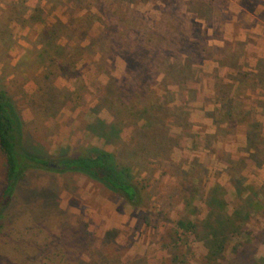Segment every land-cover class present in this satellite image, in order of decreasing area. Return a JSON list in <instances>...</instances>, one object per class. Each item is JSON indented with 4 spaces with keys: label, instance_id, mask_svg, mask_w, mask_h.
Instances as JSON below:
<instances>
[{
    "label": "rangeland",
    "instance_id": "obj_1",
    "mask_svg": "<svg viewBox=\"0 0 264 264\" xmlns=\"http://www.w3.org/2000/svg\"><path fill=\"white\" fill-rule=\"evenodd\" d=\"M237 4L0 0V94L20 113L27 153L54 166L107 150L149 195L134 208L81 174L29 170L3 208L0 264H264V0ZM185 41L201 61L179 76L194 72L202 92L183 106L162 81L182 71ZM135 73L157 76L151 116L165 120L150 135L171 138L167 157L146 138L136 148L139 109L110 145L87 129L113 125L110 93L125 97ZM4 179L0 157V194Z\"/></svg>",
    "mask_w": 264,
    "mask_h": 264
},
{
    "label": "trees",
    "instance_id": "obj_2",
    "mask_svg": "<svg viewBox=\"0 0 264 264\" xmlns=\"http://www.w3.org/2000/svg\"><path fill=\"white\" fill-rule=\"evenodd\" d=\"M201 38L202 35L200 37L198 36V40ZM185 42L179 43V45L177 44L178 46L175 48L176 50L178 49L177 56L185 55L187 57L184 60L177 59L178 61H183V64L179 67L182 71H175L174 75L164 74L162 81V86L164 91L166 90V93L170 91L167 89L168 86L176 87V93H173H175L176 100L180 104H183V106L186 105L189 98L197 102L196 93L199 94L202 92V80L194 72L191 73L192 78L190 82L183 81V77L181 78L179 76L180 74L181 76L187 77V73L183 70L191 71L192 67L198 65L201 61L198 60L201 57L199 55L202 53L200 52V47L199 49L198 47L194 49L192 44ZM80 52L79 56L85 50L84 52ZM79 56L74 61L64 65L70 68V70L76 68L81 62ZM49 58L52 59L51 62L55 66L53 57L50 55ZM156 81V75L133 74L130 80L125 83L127 87V95L125 97L122 94L112 96L110 93L108 102L113 118V125L98 120L87 126L88 131L90 133L99 132L103 134L106 145H110L112 139L118 136L119 129L116 125L120 127L129 126L132 119L138 117L137 109H139L141 126L139 127L140 131L136 133V137L139 138L136 143V148L142 152H146V147L143 144V140L146 138L151 142L153 141L151 149L156 146H161L162 150L166 152L165 155L167 157L169 151L172 149L171 146H168L172 142L171 138L164 137L157 141L155 136L151 137L150 135V132L163 129L165 120H158L151 116L156 106V102H154L156 99L155 94L157 95L151 89L157 84ZM184 91L186 94H184ZM157 123H159V126L156 125ZM27 150V147H25L24 122L20 113L12 99L5 93H1L0 157L4 161L5 179L4 188L0 194V229L2 227L3 208L12 197L17 183L21 181L27 171L32 169H46L56 173H78L92 181L100 182L108 190L121 196L125 202L134 208L143 209L147 206L145 198L147 197L146 199L149 201V195L146 194V186L140 179H136L132 175L133 166L130 163L120 162L112 152L97 147H87L85 150L76 152L72 156L57 158L54 166H51L48 160L33 156L27 153ZM191 227L192 225L190 223L177 221L174 229L191 232Z\"/></svg>",
    "mask_w": 264,
    "mask_h": 264
},
{
    "label": "crops",
    "instance_id": "obj_3",
    "mask_svg": "<svg viewBox=\"0 0 264 264\" xmlns=\"http://www.w3.org/2000/svg\"><path fill=\"white\" fill-rule=\"evenodd\" d=\"M234 2H235V3L238 2L237 6H238L239 8L237 9V13L239 14L240 12H243V11H244V8H243V6H242V4H241V3H242V0H234ZM261 9L264 11V7H262ZM234 12H235V11H234ZM231 21L233 22V21H235V19L232 18ZM263 58H264V55L260 57V59H263Z\"/></svg>",
    "mask_w": 264,
    "mask_h": 264
}]
</instances>
